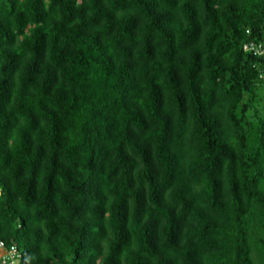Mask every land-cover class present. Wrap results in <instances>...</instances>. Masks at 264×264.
<instances>
[{"label": "trees", "instance_id": "16d2710c", "mask_svg": "<svg viewBox=\"0 0 264 264\" xmlns=\"http://www.w3.org/2000/svg\"><path fill=\"white\" fill-rule=\"evenodd\" d=\"M246 42L264 0H0V238L19 264H264Z\"/></svg>", "mask_w": 264, "mask_h": 264}, {"label": "built area", "instance_id": "2783aa9c", "mask_svg": "<svg viewBox=\"0 0 264 264\" xmlns=\"http://www.w3.org/2000/svg\"><path fill=\"white\" fill-rule=\"evenodd\" d=\"M248 33V31H247ZM243 50L253 54L254 56L264 57V43L262 42H246L243 45ZM259 77L264 80V67ZM21 254L15 245H7L0 238V263L1 264H19Z\"/></svg>", "mask_w": 264, "mask_h": 264}, {"label": "rangeland", "instance_id": "374dc122", "mask_svg": "<svg viewBox=\"0 0 264 264\" xmlns=\"http://www.w3.org/2000/svg\"><path fill=\"white\" fill-rule=\"evenodd\" d=\"M263 94V93H262ZM263 97H264V94H263ZM264 102V101H263ZM1 264V263H0Z\"/></svg>", "mask_w": 264, "mask_h": 264}]
</instances>
